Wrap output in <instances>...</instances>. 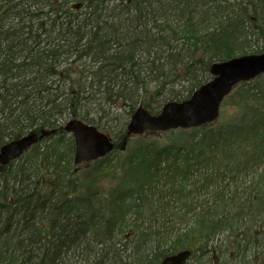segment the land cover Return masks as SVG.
I'll return each mask as SVG.
<instances>
[{"label":"trees","instance_id":"1","mask_svg":"<svg viewBox=\"0 0 264 264\" xmlns=\"http://www.w3.org/2000/svg\"><path fill=\"white\" fill-rule=\"evenodd\" d=\"M263 53L264 0H0V147L51 133L28 151L36 168H0V264H160L184 250L215 257L212 240L225 228L231 255L245 257L264 227L249 237L235 230L244 206L227 194L240 175L263 170L264 91L241 97L237 128L172 131L179 136L165 143L130 138L127 126L139 106L158 113L189 99L212 64ZM112 115L122 137L110 135L114 151L75 166L64 124L102 131ZM210 187L214 204L194 213L189 198Z\"/></svg>","mask_w":264,"mask_h":264},{"label":"water","instance_id":"2","mask_svg":"<svg viewBox=\"0 0 264 264\" xmlns=\"http://www.w3.org/2000/svg\"><path fill=\"white\" fill-rule=\"evenodd\" d=\"M211 79L184 101H169L158 114L143 106L135 111L127 126L128 137L164 134L173 130H191L208 127L220 119L224 100L242 83H248L264 75V53L244 55L228 61L214 63L210 67ZM64 132L74 140L76 166L105 158L114 151L113 139L97 127L79 119L66 122ZM53 133V132H52ZM43 130L12 141L0 148V166L6 167L18 160L38 142L50 136ZM127 142L122 144V151ZM191 252L186 250L167 257L160 264H187Z\"/></svg>","mask_w":264,"mask_h":264},{"label":"rangeland","instance_id":"3","mask_svg":"<svg viewBox=\"0 0 264 264\" xmlns=\"http://www.w3.org/2000/svg\"><path fill=\"white\" fill-rule=\"evenodd\" d=\"M256 80L257 81L251 82L249 86L242 87L240 90L236 89L234 92H232L231 98H227L224 101L221 108L220 119L216 124L226 123V126H228L229 129L238 127V123L243 119L241 111L237 106V103L241 102V97L243 98L244 96H247L248 93L251 94V92L264 91V75L260 78V80L259 78ZM93 117L99 121L98 115L94 114ZM112 118H114V115L104 119L102 121L101 129L104 133L111 135L115 141L120 142L122 137L118 133L117 125L115 127V122L112 121ZM99 123H101V121ZM169 133H165L166 135L155 134L154 136L160 137L165 141V143H169L179 136L169 135ZM47 143L48 142H45L42 147H44ZM134 145L135 141H133L132 144L130 142L126 153L131 152V150L134 148ZM114 161L117 162L116 156L114 157ZM23 163L36 168L37 160L32 158L31 152H28L13 164L15 167H17ZM197 175L199 176V174ZM225 181L226 183L229 182L228 179ZM234 182L235 185L231 186L230 189L228 188L229 192H227L229 194H227V199H230L231 196H233V193L236 192V203L239 206H244L242 218L235 222L234 228L238 231H246L247 236L249 237L250 234L248 232H250L251 229H253L252 231L258 232L259 227H264V164L262 171L244 173L236 178ZM215 191L216 190L213 187H210L209 189H199L196 191L193 197L191 196L189 198L194 204L192 205L195 209L194 213H201L203 208L207 207V203L209 205L213 203L212 195ZM260 201L263 202L258 204ZM183 203L184 202L176 201L173 203V208L182 207ZM182 228L185 230L184 225ZM230 231L231 230L229 228H225L222 231L220 230L213 238L211 246L218 250V253L215 254V257L214 255L211 256V254L202 255L201 253H198L189 260V264H264V238L260 239L258 243H256L257 241L254 240H247V246L245 248L247 251L243 254L245 257L240 256L239 258H236L231 255L232 248L231 241L229 240Z\"/></svg>","mask_w":264,"mask_h":264}]
</instances>
